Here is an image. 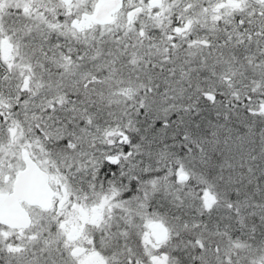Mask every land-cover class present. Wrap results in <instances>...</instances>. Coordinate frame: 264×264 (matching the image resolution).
Returning <instances> with one entry per match:
<instances>
[{
    "label": "rangeland",
    "instance_id": "374dc122",
    "mask_svg": "<svg viewBox=\"0 0 264 264\" xmlns=\"http://www.w3.org/2000/svg\"><path fill=\"white\" fill-rule=\"evenodd\" d=\"M95 1L76 0L73 8H80V15L91 13ZM135 1L139 0H129L126 5ZM247 2L161 0L153 7L144 4L136 22L128 23L121 9L110 22H91L82 30L72 27L71 22L60 25L28 13L26 24L30 21L32 27L23 33L16 27L17 19L0 13V58L8 71L6 76L0 74V106L9 110L4 129L8 141L2 147L5 154L16 158V168L22 164L24 147L40 154L35 148L41 149L42 140L37 144L30 142L22 131L27 124L31 129L36 120L41 119V126H45L48 119L57 117L62 122L59 137L72 123L77 133L75 144L106 147L107 152L100 151L97 164H114L109 170V174L114 173L110 174L112 181L103 186L96 180L93 149L82 151L72 143L65 147L64 154L38 156L41 165L50 169L51 183L61 179V183L73 185L69 174L72 169L74 173L91 172L90 180L79 184L86 194H79L73 208L69 203L60 211L54 205L48 211L30 207L32 222L22 231L0 226V264H88L86 255L74 261L72 257H59L58 234L67 233L70 224L84 228L87 235L98 231L103 238L111 231L122 232L123 227L136 229L138 224L150 240L148 226L154 220L168 225V240L177 235L185 238L182 245L188 249L235 250L241 264H264V238H251L249 231L244 237L232 235L240 208L224 204L225 195L217 189L216 182L199 174L197 155L172 157L170 138L175 128L166 122L170 116V121L188 117L202 89L222 88L232 94L254 88L264 101V39L244 37L236 28L237 12ZM256 18L255 21L260 20L259 16ZM153 27L160 29L158 42L149 39ZM104 36L119 39L117 45L132 50V56H127L122 64L107 54L97 56V51H90L91 55L80 51L79 55L73 54L69 47L64 50L60 42L93 45ZM50 38L59 42L51 45ZM69 52L72 59L64 56ZM79 92L84 96L82 100L78 99ZM200 106L196 108L203 107ZM69 115L74 123L64 120ZM137 133V142H131ZM113 146L118 150L110 153ZM57 158L62 162V172L56 167ZM160 168L164 169L161 177L147 182L145 189L139 186L140 193L130 188L137 175L141 179L146 172ZM171 170L175 177L168 181ZM181 172L187 174L186 179L178 177ZM257 173L260 171L242 173L247 183L243 180L241 191ZM189 186L195 193L183 195ZM54 187L58 189L57 185ZM86 195L93 197L87 206ZM154 195L177 208V218L152 213L144 203ZM81 206L86 211L87 207L93 208L92 212L95 206H101V220L107 217L106 222L98 220L97 225H91L90 219L81 217ZM60 214L66 219L61 221ZM104 249L103 245L95 247L96 251Z\"/></svg>",
    "mask_w": 264,
    "mask_h": 264
},
{
    "label": "trees",
    "instance_id": "16d2710c",
    "mask_svg": "<svg viewBox=\"0 0 264 264\" xmlns=\"http://www.w3.org/2000/svg\"><path fill=\"white\" fill-rule=\"evenodd\" d=\"M241 26L237 25L236 28L241 35L247 37L248 30H243ZM166 28L168 27L166 26ZM158 32H160V29L151 28L148 33L149 39L158 42L161 39ZM117 40L119 39L104 36L97 38L93 45L89 43L80 46H76L71 40L67 41V45L64 44V41L60 42L63 43L64 50L65 47H69L73 54L79 55L80 51L82 53L89 52L91 55L90 51L93 53L97 51V56L107 54L112 61H118L119 63L121 60L124 64L127 56L130 57L133 53L132 50L118 46L117 43L120 40ZM58 42V39H49L51 45ZM136 45L141 44L137 42ZM62 49L63 47L60 48V50ZM64 56L66 59L73 58L70 52ZM77 96L79 100L84 98L82 92H79ZM75 98L77 97L75 96ZM199 106L203 107L196 108ZM191 108L193 110L189 112V118L184 116L179 118L178 121H170L172 119V116H170L171 118L166 121L169 125L174 124L175 128L174 135L170 138L171 148H174V150H171L172 157H182L189 154L197 155L199 174L207 178L209 182H216L217 189L225 195V197L223 196L224 204L240 208L238 220L235 224L236 228L232 232L233 236L238 233L244 237L245 231H249L250 234L248 235L251 238L255 237L256 240L264 238V101L260 99L254 88H247L243 92L237 91L232 94H228V90L222 88L202 89L197 103H194ZM71 116H66L64 120L69 123L73 122ZM40 121L41 119L36 120L35 125L31 124L32 131L43 142L41 149L37 148L38 152L49 158H52V155L64 154L65 147H69L74 143L76 138L77 133L72 128L73 124L71 123V127L67 126V129H63L65 133L59 137L61 133L59 124L62 122L57 121V117L48 119L46 127L41 126ZM92 121H95V119L93 118ZM54 137L57 139L55 140ZM138 138L139 134L137 133L131 137V142H137ZM75 146L81 147L82 151L91 149L95 151L94 163L97 169V183L104 184L103 186L110 184L112 181L110 174L114 175V173L109 174V170L114 164L104 160L102 164H97L100 151H106V147H102L100 144L91 145L90 143L88 145L79 142ZM42 150L44 151L42 152ZM117 150L118 148L113 146V149L109 152L114 153ZM58 160L57 158L56 161ZM171 163L173 161L168 162V164ZM163 170V168H160L148 171L144 177L141 176L143 179H139V175H137V180L132 183L134 186L132 187L130 183V188H134L135 193H140L139 186L145 189L147 182L156 179L158 176L161 177ZM255 170L260 171V173H257V176L253 175L246 188L241 191L240 184L243 183V180L247 183L246 175L242 173L251 171L254 174ZM70 171L69 174L72 175L74 185L81 184V180L86 183L84 181H89L91 178V172L83 174L74 173L73 169ZM171 171H173V174L168 177V181L175 177V171ZM253 179L254 181H252ZM190 193H195L190 186L183 191V195ZM144 204L152 213H166V215L174 216V219L177 218L178 209L172 208L170 202L163 197L161 198L160 195L158 197L152 196L149 198V202Z\"/></svg>",
    "mask_w": 264,
    "mask_h": 264
},
{
    "label": "flooded vegetation",
    "instance_id": "af4514ba",
    "mask_svg": "<svg viewBox=\"0 0 264 264\" xmlns=\"http://www.w3.org/2000/svg\"><path fill=\"white\" fill-rule=\"evenodd\" d=\"M75 1L76 0H0V13H4L9 17L17 19L18 22L16 27L17 29H20L21 33L27 32V30H30L32 27L30 26V21L26 24L25 19L28 13L30 15L38 14L42 18L47 19L48 21L57 22L60 25L64 22H71L72 27L77 30H82V28L87 27L89 23L95 22L93 20L87 21L86 14H91L93 12L98 0L95 1L91 13H82L81 15L80 8H73ZM128 1L129 0H122L120 8L117 10L120 11L123 9L125 11V17L128 23L133 21L136 22V18L143 13L144 4H148L153 7L161 3V0H139L126 5ZM247 1V3L243 4L244 6H242L241 10L237 12L235 18L236 23L238 26L242 25L241 27L243 30H248V38L250 36L253 37L254 35H258L256 37L264 39V21H261L263 20L261 17L264 18V10L261 9V7L264 8V0ZM136 8H139V10L134 12L132 17L128 19V13ZM249 11H254V13L252 12V15H249ZM177 14H179V12H177ZM257 16H259L260 20L255 21ZM25 24L27 26H25ZM7 72L5 63L0 58V74L6 76V74H8ZM8 113L9 110H3L0 106V128L3 129V131L0 132V199L13 190L16 175L24 168V158L27 154H29L43 169L49 173V181L54 191L52 205L49 208H42L38 205H30L22 201L30 215V207H38L44 211H48L54 205V208L60 211L69 203L70 207L73 208L75 202L77 203L79 194H83L85 191L83 188L79 187V185H74L73 182V185L66 182L61 183V179H55L53 183H51L52 176L50 169L42 166L38 157L43 156L42 154H36L32 150L29 151L24 147L21 150L22 164L20 167L16 168V158L14 156L9 157L2 150V147L6 145V142L8 141L6 138L8 135L5 134L6 131L4 130L8 124ZM29 127L30 124H27L26 129L22 131V133H25L24 137H27L30 142L35 144L40 143V137L37 134H34L32 128L30 129ZM31 135H35V138H32ZM24 139L28 141L26 138ZM35 151H38L37 148H35ZM43 157L47 158L46 156ZM58 161H56V167L59 166L58 171L62 172L64 170L63 168H60L62 166V162ZM54 185H57L58 189H56ZM86 198L88 202L85 201L84 204L87 206L92 203L93 197L92 195H86ZM95 207V212H92L91 210L93 208L87 207L90 211H86L81 206V217L90 219L89 223L91 225H97L98 220L102 222V224L103 222L105 223L107 217L103 218L102 221L100 216L102 207ZM59 218L61 221L66 219L62 218L61 214ZM151 222L160 223L165 227L167 233L163 238H159L155 230L150 227ZM151 222L148 226L149 229H151L152 235L150 240L143 234V231H140V226L138 224L135 227L136 229L131 230L129 229L130 227H123L122 232L111 231V234H108L105 238H103V234L98 233V231L94 234L91 233L87 235L84 228H79L77 225L70 224V229L67 233L61 232L60 235L58 234L59 257L61 259L67 258L68 260L72 257L74 261V259L86 255L87 257L85 258V261H87L88 264H241L240 256L235 250L211 249L199 251L188 249L185 245H182V241L185 238L177 235V237H173L168 240L167 237L169 235V229L168 225L164 222L155 220ZM30 224L26 227L17 228H11L1 223L0 226L22 231L23 229L28 228ZM98 245H103L106 249L96 251L95 247Z\"/></svg>",
    "mask_w": 264,
    "mask_h": 264
},
{
    "label": "water",
    "instance_id": "95a60500",
    "mask_svg": "<svg viewBox=\"0 0 264 264\" xmlns=\"http://www.w3.org/2000/svg\"><path fill=\"white\" fill-rule=\"evenodd\" d=\"M121 3L122 0H98L93 12L86 14V19L99 24L108 23ZM138 10L139 8L130 11L127 18L130 19ZM24 164V168L16 175L13 190L0 199V223L11 228L26 227L31 223V215L22 201L42 208H49L52 205L54 191L49 181V173L29 154L25 156ZM178 177L184 180L187 174L181 172ZM150 227L159 238H163L167 233L160 223L151 222Z\"/></svg>",
    "mask_w": 264,
    "mask_h": 264
}]
</instances>
